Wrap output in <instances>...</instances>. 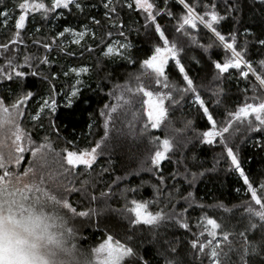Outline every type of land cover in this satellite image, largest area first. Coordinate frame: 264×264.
I'll return each instance as SVG.
<instances>
[{"label":"trees","instance_id":"1","mask_svg":"<svg viewBox=\"0 0 264 264\" xmlns=\"http://www.w3.org/2000/svg\"><path fill=\"white\" fill-rule=\"evenodd\" d=\"M22 1L0 0V12L7 13L9 17L7 26L0 20V44L9 43L16 36L15 21L20 15L19 5ZM39 1L48 6L52 3V0ZM157 2L164 6L163 0ZM189 2L196 4L197 0ZM80 3L82 9H76L73 5L63 10L60 18H57L59 13L55 16L48 14L47 17L42 13H28L25 28L19 30L23 43L17 49L18 62L23 63L24 56L30 55L29 63L38 75L0 82V98H5L6 104H12L21 92L33 93L30 103L25 106L27 112L21 117L20 125L28 140L30 138L35 145L47 141L61 152L65 149L78 152L95 147L104 138L105 117L101 116V110L106 104H115L116 111L109 121V136L103 139L91 167L77 166L71 170L59 157L62 174L49 175L42 186L35 185L37 189L23 195L20 201L24 205L43 207L54 217L59 214L62 219L66 218L73 234L68 237L63 229L60 232L66 243L74 245L78 264H98L103 256L95 254L93 249L108 236L113 238V243L120 241L131 248L132 255L125 258V264H210L209 253L212 249L201 253L199 247L193 248L191 244L200 232H204L197 244L202 242L207 245L210 239L207 232L213 231L207 219L220 225L215 230L220 244L218 264H264V219L248 206L252 202L251 193L247 192L239 173L225 161L221 147L216 143L211 145L200 141L198 134L211 126L207 124L202 110L198 114L189 105L190 95L182 100L175 91L173 85L186 87L177 69H168L172 87L169 92L180 102L177 106L169 100L165 101L170 107L168 123L158 129L149 127L148 133L139 138L129 131L132 113H136L137 133L147 120L143 93L138 92L133 96L125 87L133 75H140L141 61L151 54L148 50L152 43L146 36L143 16L129 11L127 0H113V4H110V7L117 9L118 17L116 12L105 15L104 4L108 0H80ZM215 3L217 11L224 17L220 23L222 34L228 36L235 33L238 50H244L245 59L252 63L258 75L264 74V68L260 65V61L264 60V46L258 43L264 40V0H215ZM200 7L203 11L202 4ZM170 10L179 12L175 0H170ZM158 22L169 29V39H184L182 33L174 31L177 20L164 16ZM65 27L85 33L79 44L72 42L79 36L71 39L69 33L64 37L56 35ZM120 30L124 31L132 45L127 52L133 60L131 64L116 56L115 51L105 55L108 44L123 41L118 35ZM195 32H199V29ZM201 37L200 44L210 42L209 36L201 33ZM44 43H49L51 48L45 49ZM9 47L15 46L9 44ZM8 54L0 50V64ZM179 56L202 93L210 114L217 121H224L229 112H235L245 102L258 103L264 98V87L251 73L245 79L239 76L238 70L232 69L230 77L222 81L213 79L217 70L211 65L210 57L220 58L215 48L205 53L200 47L185 44ZM45 58L48 62L42 63ZM79 68H87L88 71L79 76L70 71ZM25 70H28L27 67ZM78 79L82 81L78 86L79 94L68 105V97L64 93H71L72 85ZM141 83L145 89H153L154 80L142 78L137 81V86ZM120 88L122 95L117 97ZM218 89L222 91L214 96L213 92ZM53 90L59 93L55 97L56 111L51 113L45 110L39 123L30 119L29 114L35 115L42 98L52 95ZM110 91L115 94L111 98ZM137 100L140 102L137 103ZM251 119L255 121L253 117ZM187 121L192 123L183 134L186 142H182L171 158L163 163L161 171L165 183L160 184L159 174L150 170V160H146L151 147L149 135L164 139L166 134L174 135L173 128H183ZM234 123L235 128L225 135L229 136V144L248 181L254 186L252 190L259 191L260 185L264 184V130L247 127L248 120ZM64 168H69V172H64ZM73 188L75 190L71 191ZM133 188L136 189L135 199L150 203L148 211L165 213L163 221L155 225H133L130 222V218L135 217L126 211L125 197L131 201L133 193L125 190ZM101 193L107 195L102 196ZM64 199L75 209L74 212L59 203ZM185 209L188 229L170 215L173 211L183 213ZM80 212L89 215L80 216ZM223 232L229 235L227 241L222 238ZM241 233L244 237L240 236Z\"/></svg>","mask_w":264,"mask_h":264},{"label":"snow or ice","instance_id":"2","mask_svg":"<svg viewBox=\"0 0 264 264\" xmlns=\"http://www.w3.org/2000/svg\"><path fill=\"white\" fill-rule=\"evenodd\" d=\"M175 2L179 6V12L170 10V0H163V7L160 6L157 0H127V9L143 16L146 36L152 43V47L148 50L151 54L141 61V72L140 75L135 77V79L141 81L142 78H147L150 81L154 80L157 85L161 84V81H163L164 88L167 89L169 87V81L171 80V77L168 74V69L174 68L178 70L179 74L183 77V82L186 84V87L180 88L173 85L175 91L180 94L182 100L190 95L191 98L188 100L189 105L194 107L198 114L202 110L203 116L207 118V124L211 126L208 130L198 134L200 141L211 145L216 143L221 147L225 161L239 173L247 192L251 193L252 202L248 203V206L250 209H255L261 218L264 219V184L260 185L259 191L252 190L254 186L248 181L233 148L229 144V136L225 135L226 133L230 134V129L235 128V121L243 122L244 120H248L247 127L255 126L256 130H264V98L258 103L245 102L243 106L239 107L235 112H229L224 121L215 120L214 115L210 114V109L206 107V101L202 98V93L194 83L193 78H190L185 65L182 63L183 58L179 56V52L185 44L200 47L205 53H207L209 49H217L220 58L211 59L210 57L211 65L217 70L213 75L214 80L222 81L224 78L230 77V70L235 69L238 70L239 76L245 79L248 77L249 73H251V75L259 82V85L264 87V74L258 75L253 68L252 63L245 59L244 50H238L239 45L236 43L235 33H229L228 36L222 34L220 23L224 17H222L217 11L218 6L215 3V0H197L196 4L190 3L189 0H175ZM110 4H113V0H108V3L104 4V8L106 9L105 15L110 16L111 13L116 12L118 17L119 13L117 9L115 7H110ZM201 4L203 5V11H201ZM73 5L76 9H82L83 7L80 0H52L50 6L43 2H37V0H24V2L19 5L21 14L15 21V29L17 30L16 36L9 41V43L0 44V50H3L4 53H9L4 56V62L0 64V82H12L15 80H22L29 75H38V72L31 68L29 63L31 59L30 55L24 56L23 63L18 62L19 52L17 49L19 44L23 43L19 30L25 28V21L28 13H42L45 17H47L48 14L55 16L59 13L57 18H60L63 16V10L70 9ZM164 16L171 17L173 20L178 21L174 31L175 33H182L184 37L182 41L176 40L175 38L169 39V29L162 27L158 22V19L163 18ZM0 20H2L5 26H7L9 20L8 14L0 12ZM96 22L99 23V21ZM113 26L115 27V24ZM197 29H199V32H195ZM66 33L80 37L79 39H74L72 41L76 44L80 43V40L85 34L84 32L77 33L71 27H65L56 35L58 37H64ZM201 33L203 36H209L210 42L206 45L199 43V39L202 38ZM108 35L111 36L112 33L109 32ZM118 35L123 38V41L118 40L115 42V55L127 60V62L131 64L133 63V60L127 55V52L132 45L127 41V37L123 30L118 31ZM55 42L54 38L53 43ZM258 43L260 46H264V40H259ZM9 44L14 45L15 47L10 48ZM43 47L45 49H50L51 45L49 43H44ZM89 51H91V49H89ZM111 53H113V44L110 43L107 46L105 55ZM41 62L47 63L48 61L45 58ZM260 65L261 68H264V60L260 61ZM26 67L28 69L27 71L25 70ZM70 71L76 72L79 76L80 74L87 72L88 69L79 68L70 69ZM64 75L67 76L68 73L65 72ZM81 84L82 81L78 79L76 83L72 85L71 93H64V95L68 97V105H71L72 98L79 94L78 86ZM127 91L133 96L138 92H142L144 97L149 98L143 100L144 105H150L146 113L148 119L143 122L141 127H139L138 133L136 130L138 123V121H136V113H132L133 121L136 122L129 121V131L132 134L137 135V138L148 133L149 126L151 129H157L162 128L165 123H168L167 114L170 107L165 104V100H169L171 104L177 106H179L180 103L170 92L160 90L149 91L144 88L142 83L135 89L130 83L127 86ZM221 91L222 89H218L213 92V95H219ZM58 95L59 93H56L53 90L52 95L47 98H42L36 114H29L30 119L39 123V118L45 110L54 113L57 107V100L55 97ZM114 95V92H109L110 98ZM153 96L156 97L155 101L151 99ZM32 98L33 93L31 91H28L27 93L21 92L11 105H6L5 98H0V135L5 132L6 128L15 129V140L10 147L8 159L9 161L14 159L17 164H19V161L23 158L24 152L30 150L33 156H36L40 151V149L35 146L29 149L21 143L23 133L18 118L26 114L27 108L25 106L30 103ZM136 102L139 103L140 101L137 100ZM115 111V104H106L104 109L101 110V116L105 117L103 125L104 138L109 136V121L111 119V114ZM253 116L255 117V121L251 119ZM140 119L142 120L143 117L141 116ZM191 123V121H187L183 128H173L172 131L174 135L169 136L166 134L163 140H161L159 136L149 135V144L151 147L148 149L146 160H150V170L155 174H159L158 178L160 184L165 183V178L161 171L163 163L171 158V155L182 142H186V138L183 134L191 126ZM169 127H171L170 123ZM104 138H102V141H98L90 152L81 151L77 153L76 151L65 149L64 151L66 152V155L64 156V161L70 166L71 170H75L77 165H84L86 168L91 167L96 160L98 150L101 149V143ZM29 143H31L30 138ZM2 146L3 144L0 142V147ZM41 147H45V145H41ZM13 151L15 155H13ZM0 169H4L3 175H0V183H3L7 178L13 176L12 172L6 170L2 153H0ZM63 171L69 172V168H64ZM70 190L74 191L75 189L73 188ZM125 191L133 193V199H131V201H128L125 197V209L127 212L134 214L135 217L134 219L130 218V222L133 225H139L141 223L145 225H155L165 219V213L163 211L152 213L148 211L149 202L135 199L136 189H126ZM101 195L106 196L107 194L101 193ZM93 199H95V197H93ZM59 203H62L63 207L66 209L71 207L66 199L59 200ZM72 211L74 212L75 209H72ZM186 212L187 209H185L183 213H176L173 211L170 215L175 216L181 223V226L188 229L189 225L184 215ZM79 215L86 216L89 215V213L80 212ZM207 224L211 225L213 229V231L207 232V236L210 238L207 245L202 242L197 244V240L203 238L204 232H200L197 238L192 240L191 244L193 248L199 247L201 253H205L208 248H211L212 251L209 253L210 264H218V258L220 256L218 249L220 244L217 239L218 233L215 230L219 229L220 225L212 219H207ZM240 236L244 237V234L241 233ZM222 238L224 241H227L229 239L228 233L223 232ZM112 241L113 238L108 236L103 243L93 249L95 254L103 256L102 259L98 260V264H125V258L132 255L131 248L127 247L126 244H122L120 241H115L113 243Z\"/></svg>","mask_w":264,"mask_h":264},{"label":"clouds","instance_id":"3","mask_svg":"<svg viewBox=\"0 0 264 264\" xmlns=\"http://www.w3.org/2000/svg\"><path fill=\"white\" fill-rule=\"evenodd\" d=\"M60 229L68 237L73 234L59 214L9 201L0 206V253L11 255L16 264H78L73 244L65 242Z\"/></svg>","mask_w":264,"mask_h":264},{"label":"rangeland","instance_id":"4","mask_svg":"<svg viewBox=\"0 0 264 264\" xmlns=\"http://www.w3.org/2000/svg\"><path fill=\"white\" fill-rule=\"evenodd\" d=\"M23 2L24 0L22 1V3ZM37 2H40V1L37 0ZM77 37L78 36H73L71 34V39H74ZM111 44H113V51H115L116 50L115 42ZM137 74L139 73H136V75ZM130 83L134 89L137 87V81L135 80V75L131 77V79L126 83L125 87H127ZM171 89L172 87L170 84H169V87L165 89L163 85V81H161V84L159 85H157L154 82L153 89H146V90H149V91L160 90V91L169 92ZM121 93H122V89L120 88L117 90L116 96L121 97L122 95ZM145 99H149V98L144 97V100ZM151 99L155 101L156 97L153 96L151 97ZM6 105H11V104H6ZM143 107H144V112L147 113V110L149 109L150 105L143 104ZM253 118L255 119L254 116ZM20 119L21 117L18 118L19 124H20ZM20 128L23 133V139L21 143L29 149L35 146L39 148L40 151L36 156H33L32 152L29 150L28 158H26L27 151L24 152L23 158L19 161V164H17L14 159L9 161L8 153H9L10 147L13 145L14 140H15V137H14L15 129L6 128L5 132L2 135H0V142H2L3 144V146L0 147V153H2L4 156L6 170L13 173V176H10L3 183H0V206L5 205L9 201H12V202L20 201V198L23 195H28L30 191L37 189L35 185L42 186V184H44L46 177H48L49 175L53 173L62 174L60 170L61 168L59 167L60 165L59 157L60 158L62 157V159H64L66 152L57 151L52 146V144L47 141H43L36 145L33 143H29V140L26 137L21 125H20ZM41 145H45V147H41ZM92 148L82 150V151L90 152ZM79 152L81 151H78L77 153ZM13 155H15L14 151H13ZM77 166L79 167V166H84V165H77ZM3 171L4 169H0V175H3ZM70 208L71 210L73 209L72 207ZM0 264H16V261L11 257V255L5 256L3 253H0Z\"/></svg>","mask_w":264,"mask_h":264}]
</instances>
